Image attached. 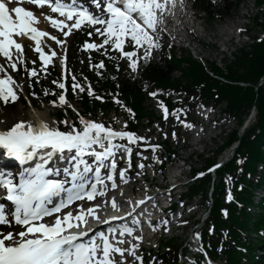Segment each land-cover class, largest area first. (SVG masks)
<instances>
[{"label": "snow or ice", "instance_id": "1", "mask_svg": "<svg viewBox=\"0 0 264 264\" xmlns=\"http://www.w3.org/2000/svg\"><path fill=\"white\" fill-rule=\"evenodd\" d=\"M27 2L40 8L47 5L50 13H56L63 19L43 11L35 13L21 6L18 0H0V57L4 58L0 62V101L4 104L18 101L24 84L33 87L31 78L39 79L38 69L28 67L29 58L25 47L34 48L39 54L42 61L40 69L43 71H48L46 65L53 62L52 57H57L66 68V56L54 50L45 52L43 45L47 41L43 38H50L62 46L66 45V41L41 29L38 26L40 17L49 21L65 37L74 29L83 30L82 26H91L92 31L87 35L96 34L101 40L99 43L95 40L85 41L81 45L82 49L103 50L109 59H118L109 55L110 50H115L128 58L129 67L136 72L139 69L138 60L141 59L136 49L143 50L142 58L147 63L152 50L161 46L160 33L166 30V15H174L177 4L182 9L186 7L184 0H90L96 11L80 0ZM25 38L34 44L25 45ZM126 44L134 45V49L125 50ZM62 51H66V48H62ZM89 63L91 65V53ZM32 64L35 65L36 61L32 60ZM91 66L99 70L105 66V62L101 60ZM21 67L29 77L27 81L17 80L8 71L10 68L12 72H18ZM52 83L63 91L50 103L73 108L77 112L79 126L67 117L63 120L41 117L33 110L35 119L19 120L11 127L0 128V150H3V156L15 158L21 165L16 172L0 168V194L10 202L7 207L0 203V264H134V261L143 264L142 256L137 252L143 236L134 235L135 227L123 223L89 236L93 231V221L96 224L107 223L120 220L122 216L107 215L105 202L92 203L87 207L75 202L85 199L95 201L97 197L107 200L109 187H118L115 179L117 171L120 182L127 183L130 177L126 168H118L117 153L123 152L128 156L127 167L131 168V145L147 138L126 130V122L125 127L115 129L80 115L67 101L65 83L60 80H53ZM77 89L79 92L87 91L89 96L94 95L91 84L85 89L73 75L72 91L75 93ZM44 93L56 94L49 88H45ZM32 95L37 93L32 92ZM150 95L155 97L157 92H151ZM95 98L103 99L98 94ZM159 106L167 118V107L162 101ZM127 111L132 112L131 109ZM172 114L179 119L177 110ZM181 123L186 127L193 126L187 121ZM150 147L155 152L160 146ZM153 159L157 157L154 155ZM28 162L33 163L24 166ZM138 167L143 169L144 164L140 163ZM226 199L233 200L231 191ZM145 200H154V197L145 193L140 200L133 202L129 199L131 210L123 213V216L132 218L131 224L134 226L141 225V220L134 214ZM110 204L113 211L120 212L121 205L114 196ZM101 210H104L105 215H101ZM222 211L227 215V209ZM160 223L165 226L164 231L169 230L167 220ZM149 225L153 230L159 226L152 225L151 221ZM195 238L200 239L199 232L195 233ZM197 250L203 251L202 248ZM129 256L134 259L129 260ZM207 264H213V261L208 259Z\"/></svg>", "mask_w": 264, "mask_h": 264}, {"label": "trees", "instance_id": "2", "mask_svg": "<svg viewBox=\"0 0 264 264\" xmlns=\"http://www.w3.org/2000/svg\"><path fill=\"white\" fill-rule=\"evenodd\" d=\"M240 2L241 0H223L220 9L215 5L216 0H195V7L210 18L215 12L219 15L228 14ZM255 3L258 9L260 7L258 13L261 19L256 15L252 19V26L260 27L264 23V0H255ZM249 29L250 26L247 25L246 30ZM173 67L183 73L185 85H182L180 80L171 79ZM141 68L145 79L155 84L158 89L186 91L189 98L178 105L182 108L192 107L203 97L212 98L215 102L224 101L226 110L238 119L237 123L240 126L254 107L256 112L254 121L239 139L233 159L216 172L213 204L209 218L201 231V242L210 257L224 259L227 264H242L244 260H248L250 264H264V257L257 259L255 246L250 238L251 231H264V199L259 205L262 213L255 221H252L249 212L253 191L264 184V39L254 42L249 51L239 49L232 65L226 66L224 71L211 65L216 78L209 76L203 65L190 56L182 60L174 56L169 61H165L164 67L144 62L141 63ZM111 77L112 73L110 78L92 85L93 96H88L85 91L78 99L88 114H93L98 109H131L128 130L135 132L138 119L146 114L142 105L144 97L130 84L119 83ZM96 94L103 99L95 98ZM69 97L74 98L75 95L69 94ZM114 97L120 103H114L112 101ZM59 117L62 120L63 113H60ZM236 141H238L237 130L232 132L225 147ZM259 164L262 165L263 170H258ZM214 165V160L207 159L203 172ZM210 181V175L205 173L199 182L188 189L189 196L199 192L206 195ZM226 191H231L233 195V200L227 203L222 198ZM223 209H227V215L224 214ZM180 246L181 243L178 241H170L167 250L156 256L154 264H177Z\"/></svg>", "mask_w": 264, "mask_h": 264}, {"label": "rangeland", "instance_id": "3", "mask_svg": "<svg viewBox=\"0 0 264 264\" xmlns=\"http://www.w3.org/2000/svg\"><path fill=\"white\" fill-rule=\"evenodd\" d=\"M254 3H255V0H244V3L240 2L237 10L233 11L227 16H224L222 19L217 18L215 15H212L213 19L211 18L207 19V16H205V14L199 13V15L203 18V20H201L202 21L201 24L194 27L197 31L194 33L193 36L196 37V39L199 41L200 44H194V47L196 48L195 52H197V54L201 56L204 61H207L208 65L210 63H216V65L220 66L222 69H224V67L228 66L229 64L232 65L235 59V55L238 54L239 49H245L246 51H249L251 45L253 44L252 39L257 37L259 34L260 35L264 34V23L260 27L252 26V19L255 17V15H257V17L261 19V16L258 13L260 10V7L259 9H256ZM242 14L248 15V18H249L248 21L245 18L242 19L241 17ZM228 22H233V24L229 28H228V25H226V23ZM245 23L250 26L249 34H248L249 38L243 35L239 37L234 35L236 34V29L238 30L240 27H243ZM222 27H224V29L226 28L225 30H227V32L223 33L221 31ZM76 34L77 33H74L72 38L68 41V53H69V59L71 60L70 66L74 70L79 72L81 71V69H85L88 67L89 55L82 53L79 56L76 54V51L74 50V47H73V41H74ZM79 51L82 52L81 49H79ZM181 54H179V52H177L176 50L177 56H180ZM96 58L99 59V56L96 55ZM117 64L119 65V67H117ZM126 65L127 64L124 61H120V60H117L116 62L114 61L115 70L119 72L122 71L123 75H125L128 71L126 68ZM94 69H95L94 67L90 69L92 73ZM172 77L178 78L180 77V73L174 72L172 74ZM17 80H25V78H23L22 75L20 74V77H17ZM71 104L75 107V109H80L78 105H76V103H71ZM147 104H149V102H146L145 106L148 107L150 110H152V108ZM5 107L2 106L1 109L4 112L8 113L9 115H11L13 112L16 113L18 111V108H20L22 110V113L24 114V118L27 119V111L29 107H25L20 103L10 105V107L8 108H5ZM219 107L220 109H226L225 108L226 105L224 102H222V104ZM49 108L51 111V117L54 118L53 116L54 114L52 115V112H55L58 108L52 107V106H49ZM218 112H219L218 110L215 111L217 115H218ZM100 115L101 114H99V116ZM109 115L112 116L113 113H109ZM254 117H255V114H254ZM67 118L70 121H72L73 114L72 113L69 114V117ZM228 118L229 117L227 115H224L221 118V119H225L224 121H226V122L223 121L224 123L221 122V124L223 123L224 127L222 129L216 128L214 131L209 132L208 135L204 137V140L202 141L201 144H197L193 146V141H191L190 138H188V136H186V142H185L186 145H188V147H186L185 150L181 151L182 146L184 145V143L182 142L178 141V142H175V144H173V142H169L168 144L171 143L172 146L176 148L175 149L176 155H179L182 158L187 159L191 168L195 170H198L202 166H204L205 161L207 159L208 160L218 159L219 161H222L229 157L228 154L230 151V147H232L231 146L232 144H230L229 146H226L227 148L224 151H223L222 146H224L225 143L228 142L230 138L229 137L230 132L237 130L236 128L237 125H236L235 120L228 119ZM235 119L238 121L237 118ZM253 119L254 118H252L249 121V124L253 123L254 121ZM144 123H146V120H144L143 124ZM119 124L121 125V123ZM152 128H154V125ZM240 130L241 129L238 130L237 135L238 134L240 135L241 133ZM142 131H143L142 136H144V133H146V130L143 129ZM233 146L235 147V144H233ZM185 170H188L187 166L185 167ZM165 174H167V172ZM160 181L161 179L159 178V176H157L156 183H159ZM181 183L183 184L185 183V181H181ZM195 200L198 201L199 197L194 198L192 202ZM188 227L189 225L184 228L183 233H181V231H178V232L173 231L172 232L173 238L178 239V241L185 240V238L187 237L186 232L187 233L189 232V230L186 231ZM181 234H183V237ZM166 236L167 237L162 238L164 239L162 240L163 242L165 240H168V235Z\"/></svg>", "mask_w": 264, "mask_h": 264}, {"label": "bare ground", "instance_id": "4", "mask_svg": "<svg viewBox=\"0 0 264 264\" xmlns=\"http://www.w3.org/2000/svg\"><path fill=\"white\" fill-rule=\"evenodd\" d=\"M45 12L46 9L45 8H42L40 10H35V13H39V12ZM57 18H60V19H63L62 17H59V16H55ZM190 23V22H189ZM188 23V24H189ZM233 24V22H228L226 23V25H228V28ZM38 26L43 29V30H46V28L48 26H50V23H48L46 20L43 19V17H40V23L38 24ZM223 28V30H222ZM221 28V31L223 33L227 32V30L224 29V27ZM1 104V103H0ZM35 110V114L36 115H39L41 117H50V110L48 107H44V108H41V109H34ZM35 119V116L33 114V109H29L27 111V119L24 118V114L22 113V110L20 108H18V111L15 113L13 112L11 115H9L8 113L4 112L1 108H0V128H7V127H11L15 122L19 121V120H33ZM197 144H194L193 146H195ZM129 182V181H128ZM124 183L123 185L125 186L126 189V195H124V200L125 201H129V183ZM117 183H122L120 182V180H117ZM110 206V205H109ZM104 213L103 210H101V214ZM127 255V254H126Z\"/></svg>", "mask_w": 264, "mask_h": 264}]
</instances>
